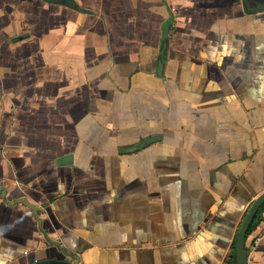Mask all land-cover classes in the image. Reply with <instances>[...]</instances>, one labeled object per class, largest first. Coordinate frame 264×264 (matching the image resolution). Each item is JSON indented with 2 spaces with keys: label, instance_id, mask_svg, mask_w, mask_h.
Here are the masks:
<instances>
[{
  "label": "crops",
  "instance_id": "crops-1",
  "mask_svg": "<svg viewBox=\"0 0 264 264\" xmlns=\"http://www.w3.org/2000/svg\"><path fill=\"white\" fill-rule=\"evenodd\" d=\"M250 1L0 0V264L232 263L264 191ZM246 238L264 264V210Z\"/></svg>",
  "mask_w": 264,
  "mask_h": 264
},
{
  "label": "water",
  "instance_id": "water-1",
  "mask_svg": "<svg viewBox=\"0 0 264 264\" xmlns=\"http://www.w3.org/2000/svg\"><path fill=\"white\" fill-rule=\"evenodd\" d=\"M47 1H53V0H47ZM65 3H70L71 0H61ZM247 1L248 6H253L252 2L250 0ZM257 10V9H256ZM71 156L70 155H64L57 159L58 164H64L68 163L70 161ZM264 202V191L261 192L257 197L254 198V200L249 205L241 223L239 226V229L237 231V235L235 238L234 248H235V264H246L247 260V251H246V240H247V229L249 224L251 223L256 211L261 206V204ZM31 264H68L66 261H59V260H50V259H44V260H37Z\"/></svg>",
  "mask_w": 264,
  "mask_h": 264
},
{
  "label": "trees",
  "instance_id": "trees-1",
  "mask_svg": "<svg viewBox=\"0 0 264 264\" xmlns=\"http://www.w3.org/2000/svg\"><path fill=\"white\" fill-rule=\"evenodd\" d=\"M262 210H264V202L258 208V210L256 211V213H255V215H254L251 223L249 224L248 229H247L246 236H248L250 234V232L256 227V225L258 223V220L260 218V213H261ZM231 264H235V259L232 261Z\"/></svg>",
  "mask_w": 264,
  "mask_h": 264
},
{
  "label": "built area",
  "instance_id": "built-area-1",
  "mask_svg": "<svg viewBox=\"0 0 264 264\" xmlns=\"http://www.w3.org/2000/svg\"><path fill=\"white\" fill-rule=\"evenodd\" d=\"M257 239V238H256Z\"/></svg>",
  "mask_w": 264,
  "mask_h": 264
}]
</instances>
